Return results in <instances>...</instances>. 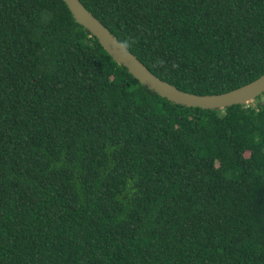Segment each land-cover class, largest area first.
Wrapping results in <instances>:
<instances>
[{
  "label": "trees",
  "instance_id": "obj_1",
  "mask_svg": "<svg viewBox=\"0 0 264 264\" xmlns=\"http://www.w3.org/2000/svg\"><path fill=\"white\" fill-rule=\"evenodd\" d=\"M80 1L182 91L264 75V0ZM0 264H264V102L176 105L63 0H0Z\"/></svg>",
  "mask_w": 264,
  "mask_h": 264
},
{
  "label": "water",
  "instance_id": "obj_2",
  "mask_svg": "<svg viewBox=\"0 0 264 264\" xmlns=\"http://www.w3.org/2000/svg\"><path fill=\"white\" fill-rule=\"evenodd\" d=\"M63 1L75 22L90 32L119 66L125 67L142 86L171 103L187 108L223 110L232 106L250 104L264 94V75L249 84L221 94L198 95L182 91L153 74L80 0Z\"/></svg>",
  "mask_w": 264,
  "mask_h": 264
},
{
  "label": "rangeland",
  "instance_id": "obj_3",
  "mask_svg": "<svg viewBox=\"0 0 264 264\" xmlns=\"http://www.w3.org/2000/svg\"><path fill=\"white\" fill-rule=\"evenodd\" d=\"M260 98H261V99H259L257 102H255V101H256V100H255L254 102H252V103H250V104H247V105H252V106H254L256 103H259V102L263 103V102H264V96H261Z\"/></svg>",
  "mask_w": 264,
  "mask_h": 264
},
{
  "label": "clouds",
  "instance_id": "obj_4",
  "mask_svg": "<svg viewBox=\"0 0 264 264\" xmlns=\"http://www.w3.org/2000/svg\"><path fill=\"white\" fill-rule=\"evenodd\" d=\"M262 95H263V94H262ZM262 95H261V96H262ZM261 96H260V97H261ZM260 97H258V98H260ZM258 98H257V99H258ZM257 99H256V101H257ZM256 101H255V102H256Z\"/></svg>",
  "mask_w": 264,
  "mask_h": 264
}]
</instances>
